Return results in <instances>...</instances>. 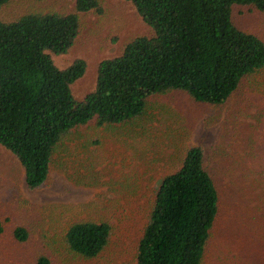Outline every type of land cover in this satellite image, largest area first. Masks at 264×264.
<instances>
[{"label":"rangeland","instance_id":"1","mask_svg":"<svg viewBox=\"0 0 264 264\" xmlns=\"http://www.w3.org/2000/svg\"><path fill=\"white\" fill-rule=\"evenodd\" d=\"M101 11L80 13L71 48L56 64L87 60L73 83L82 99L95 85L97 66L153 30L129 0H99ZM75 0H10L0 18L30 12H70ZM235 22L264 39V11L234 7ZM201 145L219 188V215L200 264H264V67L246 77L223 105L196 102L183 91L153 96L143 115L120 124L94 122L73 129L56 147L47 182L29 188L18 159L0 145V264H136L155 189L177 169L188 147ZM108 221L111 233L94 257L73 251L66 232L76 221ZM16 226L28 229L19 242Z\"/></svg>","mask_w":264,"mask_h":264},{"label":"trees","instance_id":"2","mask_svg":"<svg viewBox=\"0 0 264 264\" xmlns=\"http://www.w3.org/2000/svg\"><path fill=\"white\" fill-rule=\"evenodd\" d=\"M8 1L0 0V8ZM129 1L153 33L132 38L119 55L102 59L95 85L82 99L72 85L85 74L87 60L78 57L60 67L52 54L71 48L80 13L101 11L99 0H75L70 12L0 18V145L23 166L29 188L47 182L57 145L76 127L131 121L144 114L153 96L175 90L199 103L223 105L246 77L264 67V39L233 16L238 5L264 11V0ZM219 202L203 147H188L181 165L155 189L136 264H200ZM111 229L106 220L76 221L66 241L73 251L94 257ZM14 237L26 241L28 229L16 226ZM37 264L49 259L42 256Z\"/></svg>","mask_w":264,"mask_h":264}]
</instances>
